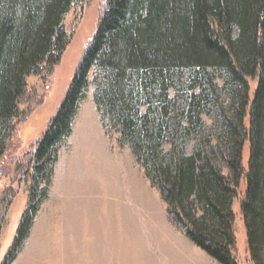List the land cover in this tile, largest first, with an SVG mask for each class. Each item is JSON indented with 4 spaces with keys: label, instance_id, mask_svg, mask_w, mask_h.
<instances>
[{
    "label": "trees",
    "instance_id": "trees-1",
    "mask_svg": "<svg viewBox=\"0 0 264 264\" xmlns=\"http://www.w3.org/2000/svg\"><path fill=\"white\" fill-rule=\"evenodd\" d=\"M85 1L0 0V229L17 184L28 193L2 264L31 234L91 85L106 133L186 238L218 264H241L240 215L248 264H264V0H106L61 105L19 155L16 125L46 102L21 110L28 79L55 76L65 16Z\"/></svg>",
    "mask_w": 264,
    "mask_h": 264
},
{
    "label": "rangeland",
    "instance_id": "rangeland-1",
    "mask_svg": "<svg viewBox=\"0 0 264 264\" xmlns=\"http://www.w3.org/2000/svg\"><path fill=\"white\" fill-rule=\"evenodd\" d=\"M105 2L85 1L71 9L65 16L70 41L55 76L29 77L21 110L34 100L45 98L46 102L26 123L16 125L11 144L19 155L42 136L61 105L85 47L97 31ZM93 92L91 85L75 119L74 133L60 150L61 162L49 197L12 264H218L172 223L167 204L130 149L119 147L116 136L106 133ZM16 188L18 193L0 229V264L27 204L26 182H19ZM236 231V256L241 264H248L240 215Z\"/></svg>",
    "mask_w": 264,
    "mask_h": 264
},
{
    "label": "crops",
    "instance_id": "crops-1",
    "mask_svg": "<svg viewBox=\"0 0 264 264\" xmlns=\"http://www.w3.org/2000/svg\"><path fill=\"white\" fill-rule=\"evenodd\" d=\"M74 127V126H73ZM73 133H74V128H73V132H72V135H73ZM71 135V136H72ZM71 136H70V138H71ZM70 148H73V146L70 144ZM59 162H61V155H59V159H58V162H57V164H56V166H55V173H54V176H56L57 175V165L59 164Z\"/></svg>",
    "mask_w": 264,
    "mask_h": 264
}]
</instances>
